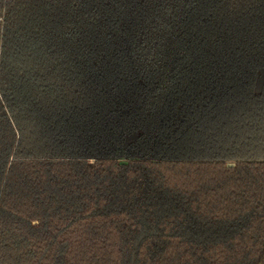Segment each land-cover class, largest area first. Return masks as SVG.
Listing matches in <instances>:
<instances>
[{"label": "trees", "instance_id": "obj_1", "mask_svg": "<svg viewBox=\"0 0 264 264\" xmlns=\"http://www.w3.org/2000/svg\"><path fill=\"white\" fill-rule=\"evenodd\" d=\"M0 264H264V0H0Z\"/></svg>", "mask_w": 264, "mask_h": 264}, {"label": "water", "instance_id": "obj_2", "mask_svg": "<svg viewBox=\"0 0 264 264\" xmlns=\"http://www.w3.org/2000/svg\"><path fill=\"white\" fill-rule=\"evenodd\" d=\"M234 165H235V164H229L228 166H229V167H233Z\"/></svg>", "mask_w": 264, "mask_h": 264}]
</instances>
